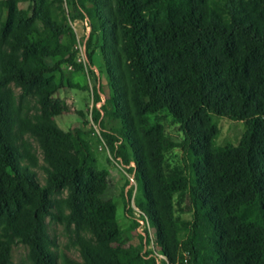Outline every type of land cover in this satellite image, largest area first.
Instances as JSON below:
<instances>
[{
  "label": "trees",
  "instance_id": "16d2710c",
  "mask_svg": "<svg viewBox=\"0 0 264 264\" xmlns=\"http://www.w3.org/2000/svg\"><path fill=\"white\" fill-rule=\"evenodd\" d=\"M115 3L117 16H96L92 24V34L102 31L104 35L103 57L118 101L115 109L128 125V143H124L117 134L105 131L94 107L93 121L111 155L125 166L133 159L135 177L142 183V160L150 155L149 162L154 161V150L136 146L146 115L167 110L182 125L210 115L244 122L246 131L239 146L214 157L197 151L203 146V131L184 128L196 165L193 181L171 180L160 182V187L166 205L175 192H189L193 225L183 241L190 256L187 264H205L202 232L216 248L217 264H264V0ZM146 14L161 18L151 23ZM59 36L51 18L42 32L0 25V137L6 129L3 88L14 82L30 95L36 93L44 75L60 69V63L50 67L43 60L35 61L33 70L26 69L17 63L20 52H41V59L50 58L45 50L57 47ZM57 89L51 87L46 97ZM42 130L56 138L62 135L51 125ZM129 149L134 150L132 157ZM83 172V168L66 174L46 169L48 184L39 186L30 171L20 168L13 147L0 138V264H10L16 241L32 248L37 264H51L41 234L42 217L51 215L49 191H79ZM145 212L153 217L149 209ZM22 216L29 223L28 232L16 240L13 223ZM165 219L170 221L168 212ZM87 255L92 264L98 259L95 253Z\"/></svg>",
  "mask_w": 264,
  "mask_h": 264
},
{
  "label": "rangeland",
  "instance_id": "374dc122",
  "mask_svg": "<svg viewBox=\"0 0 264 264\" xmlns=\"http://www.w3.org/2000/svg\"><path fill=\"white\" fill-rule=\"evenodd\" d=\"M117 14L115 0H0V25H11L12 30L21 25L42 32L51 18L60 30L59 45L45 50L50 58L41 59V52H20L17 63L26 69L33 70L39 60L50 67L60 63V69L44 75L36 93L29 95L14 82L3 88L6 129L0 138L13 147L18 165L30 171L39 186L48 184L46 169L61 174L73 168L84 170L79 191H49L51 215L42 217L41 234L51 264H92L87 254L93 253L98 255V259L93 256V264H187L190 256L183 241L193 225L190 195L188 190L177 191L166 205L160 182L193 181L196 165L192 162V142L184 128L203 131V146L197 151L214 157L239 146L246 124L210 115L182 125L167 110L146 115L136 146L154 150V161L149 162L150 155L147 161L141 159L143 182H138L134 160L125 166L113 158L92 117L96 107L105 131L128 143V125L115 109L118 101L106 71L104 35L102 31L92 34V24L96 23L93 17ZM146 15L151 23L161 18ZM51 87L58 89L46 97ZM45 125L62 135L56 138L45 134ZM129 152L132 157L134 150ZM144 209H149L153 217ZM167 212L170 221L165 219ZM28 227L24 216L13 223L19 236L16 240L27 234ZM201 237L202 250L207 253L205 264H217L216 248L207 233L202 232ZM10 264H37L32 248L16 241Z\"/></svg>",
  "mask_w": 264,
  "mask_h": 264
},
{
  "label": "built area",
  "instance_id": "2783aa9c",
  "mask_svg": "<svg viewBox=\"0 0 264 264\" xmlns=\"http://www.w3.org/2000/svg\"><path fill=\"white\" fill-rule=\"evenodd\" d=\"M85 25H86V23H85ZM79 49H80V51H81V53H82V52H83L82 48H81V47H79Z\"/></svg>",
  "mask_w": 264,
  "mask_h": 264
}]
</instances>
